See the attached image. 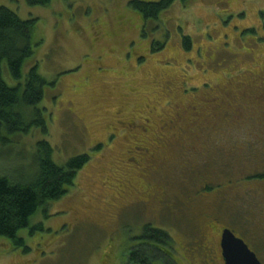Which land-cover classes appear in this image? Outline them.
<instances>
[{"label":"rangeland","instance_id":"obj_1","mask_svg":"<svg viewBox=\"0 0 264 264\" xmlns=\"http://www.w3.org/2000/svg\"><path fill=\"white\" fill-rule=\"evenodd\" d=\"M132 1L52 0L45 6L0 0V7L21 18L39 20L35 40L41 45L24 75L36 61L42 77L55 83L45 89L40 107L48 132L35 128L21 138L24 144L10 146L30 158L36 143L48 140L58 165L85 153L92 158L69 193L32 218L45 231L34 236L29 229L20 232L31 248L28 254L0 241V264H129L130 243L141 248L136 239L147 225L171 235V247H158L174 263L222 264L215 243L216 253L206 252L207 240L199 230L208 226L209 239L216 242L213 224L233 228L264 264V182L254 176L264 170V158L247 162L246 151L229 152L238 136L219 133L218 149L226 154L219 156L214 149L190 157L192 174L177 148H159L158 174L136 166V155L128 153L137 143L158 137L169 120L180 121L178 127L189 125L196 118L190 106L204 112L207 98L234 94L240 83L256 92L264 78V0H193L188 8L176 3L149 22L130 6ZM183 36L192 41L188 51ZM4 71L9 86H18L7 64ZM263 112L264 107L254 105L246 114L263 123ZM118 119L137 121L148 133L138 129L134 137L120 128ZM247 127L251 132L250 122ZM168 129V137L180 133ZM205 142L213 146L211 140ZM97 147L101 149L95 151ZM23 171L29 167L16 157L0 161L3 175L14 178ZM203 182L211 189H203ZM164 186L166 202L161 203L157 195ZM157 257L154 264H174Z\"/></svg>","mask_w":264,"mask_h":264},{"label":"trees","instance_id":"obj_2","mask_svg":"<svg viewBox=\"0 0 264 264\" xmlns=\"http://www.w3.org/2000/svg\"><path fill=\"white\" fill-rule=\"evenodd\" d=\"M51 1L28 0V3L46 6ZM192 1L161 0L148 3L134 0L130 2V6L141 14L143 20L149 22L158 20L176 3L188 8V4ZM38 21L34 17L25 20L9 7H0V147H5V151L0 153V161L16 157L26 163L30 170L23 171L14 178L9 174L0 173V241H9L8 249H19L25 254H28L31 248L27 246L20 232L29 229L30 236H34L36 232L45 231V225L41 222L33 225L32 218L40 209L44 210L48 207L50 202L59 201L67 195L71 187L75 186L78 175L92 159L85 153L58 165L53 158L54 148L48 140L42 139L36 143V149L33 150L30 158L26 156L25 151L24 154H15L18 150L10 146L13 143L24 144L21 138L24 140L25 136L30 135L35 128L41 129L44 134L48 132L43 116L44 110L40 107L45 98V89L48 86H55V83L42 77L39 63L36 61L29 68L30 71L24 75L27 61L41 45L40 41L35 40ZM182 41L184 49L190 50L192 47L190 37L183 36ZM155 45L163 48L161 43L154 42ZM5 64L12 78L19 83L18 86L10 87L5 81ZM100 149L97 147L95 151ZM189 171L188 173H193L190 168ZM203 185V189H211L204 182ZM46 218L50 216L46 214ZM136 240L142 245L141 248H133V244L130 243L129 264H152L154 259L160 260L157 256H166L171 260L170 255L158 247L163 245L171 247L173 244L171 235L167 231L147 225L143 227L142 235Z\"/></svg>","mask_w":264,"mask_h":264},{"label":"flooded vegetation","instance_id":"obj_3","mask_svg":"<svg viewBox=\"0 0 264 264\" xmlns=\"http://www.w3.org/2000/svg\"><path fill=\"white\" fill-rule=\"evenodd\" d=\"M246 85L248 84L240 83L239 85H237L240 89L234 92V94L226 92L225 97L213 96L212 98H207L203 104L205 107L204 112L201 111L200 113L197 107L190 106L189 108L192 109L191 115L196 118H191V123L186 127H178L180 121L169 120L164 127L160 128V134H158V137H149V140L145 144H141L140 142V144L137 143L136 146H133L132 149L128 151L129 154L136 155L133 158L135 165L147 166L150 174H158L161 169L160 163L162 159L161 153L158 151L162 146H166L169 148H177L180 153L182 152V156L189 160L188 161L187 159H185V161L188 162L185 165V169L190 168L193 172L194 169L191 166L189 159L190 157L192 158V156H201L204 155L203 153H206L207 151L209 152L210 150L214 149H217V151H219V156L226 154V151L218 149V147H220L219 144L221 143L220 139L223 138L218 134L225 132H233L236 136H238L239 139L237 140L238 142H234L233 140L231 144H229V148L231 150H229V152L235 154L240 151H246V154L243 155V159L247 162L250 160H254V158H264V122L259 123V120L257 121L258 118L246 114V111L254 105H261L262 107H264V78L258 80L256 92L247 90V87H245ZM152 112H154V110ZM221 113H223V118L218 117ZM177 116V119H179L180 115ZM147 121L149 122V120ZM117 122L120 128L123 129V131L132 133V136L134 137H136L137 134L135 131H137L138 129L142 132L143 135L148 133V129L144 126L138 125L137 121L129 122L125 120L120 121V119H118ZM248 122H250L253 126L252 131L249 133V129L247 127ZM166 126L169 127L168 131L174 129L177 131L179 130L180 133H176L171 136L169 135L168 137L167 131L165 130ZM241 132L245 133V136L248 135L250 137L248 141L243 140L239 137L242 136L240 134ZM206 140H211V143L213 145L211 148L205 142ZM138 154H142L143 157L139 159ZM254 176H256V178L262 176L261 180L264 182V170H262L260 174H256ZM166 192L167 187L165 186L159 189V193L157 196L161 198L159 200L161 203L166 202V198H164ZM198 199H196L194 203H196ZM124 210L125 208L120 210L122 211L120 212V214L124 213ZM254 222H256V220ZM213 225L211 227L215 231L217 240L216 242H214L213 239H209L210 233L207 232L208 226H206L205 229L204 227H201L199 230L201 232V235H203L207 240L208 245L205 244L206 252H209L212 255L214 254V252L216 253V251L214 250L215 243L217 251L220 252L219 260L217 257L219 255L218 252L216 258L218 261L222 262V264H225L223 259V251L221 248L222 236L223 232L230 227H222L216 229ZM230 229L235 232L238 238L241 237L242 239H244L241 235H238L233 228ZM244 240L246 241V239ZM213 258L215 259L214 256ZM217 260L215 259V261Z\"/></svg>","mask_w":264,"mask_h":264},{"label":"water","instance_id":"obj_4","mask_svg":"<svg viewBox=\"0 0 264 264\" xmlns=\"http://www.w3.org/2000/svg\"><path fill=\"white\" fill-rule=\"evenodd\" d=\"M221 248L225 264H262L245 240L238 238L231 229L223 232Z\"/></svg>","mask_w":264,"mask_h":264}]
</instances>
